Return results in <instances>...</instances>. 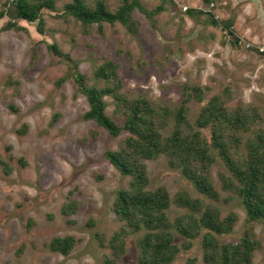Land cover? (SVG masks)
Wrapping results in <instances>:
<instances>
[{
  "label": "rangeland",
  "instance_id": "rangeland-1",
  "mask_svg": "<svg viewBox=\"0 0 264 264\" xmlns=\"http://www.w3.org/2000/svg\"><path fill=\"white\" fill-rule=\"evenodd\" d=\"M12 0H0V264H105L111 254L104 237L110 238L123 222L114 212L117 191L129 186L106 158L128 136L113 137L95 121L84 118L90 105L77 86L74 74L88 86L102 87L94 69L105 60L119 65L122 92L128 97H147L171 107L182 100L183 87L200 86L203 102L189 103V120L215 95H225L230 107H257L264 127V59L258 52L236 44L237 37L264 45V0H140L142 10L133 18L139 28L132 34L120 23L94 24L89 30L64 13L72 0H56L55 11L43 10L44 32L38 21L18 20L26 30L3 26L14 19ZM115 10L119 0H106ZM132 1V0H130ZM214 3V6H210ZM196 11L189 16L182 6ZM55 44L59 52L49 45ZM68 56L69 58H65ZM77 64V68L74 66ZM76 68V69H75ZM107 114L114 101L106 97ZM172 125L165 133H169ZM204 134L210 138L209 129ZM149 188L165 186L173 197L181 190L205 197L170 167L168 158L147 160ZM227 171L218 159L212 168L220 189L219 172ZM222 198L228 196L221 193ZM79 202L76 213L66 215V202ZM222 216L238 214V222L222 242H236L247 228L246 210L238 196L220 201ZM186 212L172 204L171 219ZM261 243L249 264H264V223H254ZM146 230L127 238L120 264H141L139 239ZM72 235L77 242L68 256L47 244L55 237ZM184 238L176 234L182 246ZM199 239L190 249L181 248L171 264H206Z\"/></svg>",
  "mask_w": 264,
  "mask_h": 264
},
{
  "label": "trees",
  "instance_id": "trees-1",
  "mask_svg": "<svg viewBox=\"0 0 264 264\" xmlns=\"http://www.w3.org/2000/svg\"><path fill=\"white\" fill-rule=\"evenodd\" d=\"M210 3V0H203ZM120 5L111 10L106 0H72L65 5L64 13L81 22L87 30L94 24H122L134 34L139 22L133 18L135 9H141L140 0H119ZM56 0H12L16 9L4 30H26L18 23L38 21V31L44 32L43 10L55 11ZM195 10H187L191 17ZM6 15L0 11V19ZM59 52L55 44L49 45ZM65 58H69L65 56ZM77 68V64L74 65ZM75 68V69H76ZM94 77L104 81L102 87L88 86L83 74L76 72L74 79L79 91L87 98L90 109L84 118L95 121L113 137L123 131L128 133L117 150L105 153L109 162L124 176H129V186L117 191L113 209L121 228L110 238L104 237L111 254L105 255V264H120L126 252L127 238L146 230L139 239L141 264H171L181 248L190 249L199 239L206 264H249L261 243L253 228L254 223H264V127L257 107H230L225 95H215L201 108L194 122L189 120V103L196 99L203 102L205 94L200 86L183 87L182 100L178 106L163 105L147 97H128L123 93V81L119 65L105 60L96 66ZM106 97L114 101L113 113L123 121L119 125L107 114ZM172 125L169 133H165ZM209 129L210 138L204 134ZM168 158L171 168L180 169L194 188L204 198L193 197L181 190L173 197L165 186L149 188L150 178L147 160ZM220 159L226 170L218 174L220 189L215 185L212 168ZM0 163L10 172L7 162L0 156ZM227 193L222 198L221 193ZM238 196L246 210L247 228L236 242H222L220 236L230 234L238 222V214L231 212L222 216L220 201ZM172 204L185 208L186 212L174 220L168 215ZM79 202L64 203L62 212L76 213ZM176 234L184 238L182 246L176 242ZM72 235L53 238L47 246L55 252L68 256L76 245ZM187 264H196L188 259Z\"/></svg>",
  "mask_w": 264,
  "mask_h": 264
},
{
  "label": "built area",
  "instance_id": "built-area-1",
  "mask_svg": "<svg viewBox=\"0 0 264 264\" xmlns=\"http://www.w3.org/2000/svg\"><path fill=\"white\" fill-rule=\"evenodd\" d=\"M210 6H211V7L214 6V3H211ZM187 9H188V6H186V5H183V6H182V10H183V11H187ZM236 44H238L239 46H243V47H245L246 49L255 50V51L258 52L259 55H261V56L263 57V59H264V45H259V46H258V44H257V46H256V45H254V44H251L250 42L245 41L242 37H237V39H236Z\"/></svg>",
  "mask_w": 264,
  "mask_h": 264
}]
</instances>
